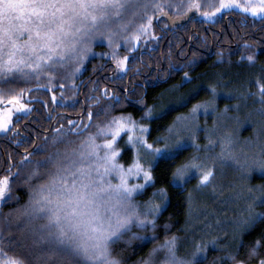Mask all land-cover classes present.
<instances>
[{
  "label": "snow or ice",
  "instance_id": "obj_1",
  "mask_svg": "<svg viewBox=\"0 0 264 264\" xmlns=\"http://www.w3.org/2000/svg\"><path fill=\"white\" fill-rule=\"evenodd\" d=\"M168 9L175 10L177 19L193 10L205 18H214L222 11L240 9L242 13L264 20V0H209L206 4L201 0H0V132L19 135L13 116L19 119L20 115L30 113L29 104L23 102L26 92L56 87L52 81L57 79L58 69L67 70L64 79L75 88V77L98 39L109 45L111 51L107 55L114 61L115 71H126L129 56L119 55L121 42L131 53L141 41L155 39L153 20L167 16ZM245 47H249L247 42ZM241 59L254 62L256 57L248 54ZM42 78L47 84L38 83ZM32 81H37L32 87H18L20 83ZM255 82L258 98L264 104V82L259 78ZM75 96V93L72 97L62 93L61 99H72L75 105L80 103ZM102 96L111 97L112 101L119 99L116 93L103 88L101 95L90 97V103L84 105L83 115L90 124H84L82 119L79 122L68 120L67 128L63 125L55 128L44 144L35 146V150L46 153L45 156L34 159L33 153L25 149L18 164L9 157V167L5 169L8 174L0 175V202H4L15 196L13 178L19 176L22 169H28L25 183L29 198L16 210V218H24L23 228L31 239L29 247L40 250V255L35 257L37 260L46 257L56 258L57 264H65L68 259H76L78 264H121L112 255L111 243L123 239L133 223L145 229L155 227V213L160 211L167 193L164 188L157 189L154 196L159 197L160 202L153 199L147 204V211H138L133 194L154 179L151 164L145 166L141 162L140 149L153 157L174 160L187 144L179 135L172 142L165 137L163 144L148 143L142 135H136L137 130L147 131V126L137 124L131 115L112 114L111 101L97 107L94 113L93 106L101 105ZM51 99H57L54 92ZM200 107L202 105L194 106L193 113ZM203 107L207 113L211 104ZM101 113L105 119L94 120V116L99 117ZM151 114L149 109L145 115ZM93 124L95 132L88 131ZM122 133L127 134L126 142L137 152L127 166L117 159L121 153L117 141ZM72 136H83V139L77 144ZM15 142L24 143L25 138ZM221 143L231 146V137L226 136ZM219 155L234 160L245 174L255 167L264 171V157L241 162L232 155L230 147L227 152L222 149ZM13 167L17 168L16 172L12 171ZM42 175L47 177L43 182L29 183L33 177L39 179ZM214 176V165L199 157H192L172 173L177 184L198 178V186L211 184ZM130 178H141L144 183H130ZM249 209L248 216L237 223L240 233L252 227L256 220H264V212L254 214L251 205ZM137 235L132 233V237ZM215 243V238L207 243L199 242L185 257L177 254V238L171 237L153 248L143 264H153V256L160 250H164L161 264H201L199 258L207 253V245ZM256 245H262V241L257 240ZM20 247L25 248V245ZM29 255L6 246L0 239V264H29ZM257 255V247L253 246L248 258ZM228 259L233 264H246L245 259H237L232 253L228 254ZM258 264H264V258H260Z\"/></svg>",
  "mask_w": 264,
  "mask_h": 264
},
{
  "label": "trees",
  "instance_id": "obj_2",
  "mask_svg": "<svg viewBox=\"0 0 264 264\" xmlns=\"http://www.w3.org/2000/svg\"><path fill=\"white\" fill-rule=\"evenodd\" d=\"M207 2L209 0H201L202 4H206ZM211 2H218V0H211ZM229 14L234 15L238 24H240L239 29L241 30V34L239 30L237 32L234 30L232 21H229L230 29L236 32L235 38L239 42L237 47L222 49L213 56L202 54L198 57L197 55H192L185 63L186 68L184 72L187 73V76L184 73V75L177 76V83L165 85V89L161 91V95L155 97L152 105L144 107L143 110H135L126 105L119 107L118 103H115L112 114H127L131 115L133 119L141 120L143 118V111L146 108L150 107L155 109L156 112L158 111V115L148 121L151 129L149 138L153 139L168 127L177 113L188 111L189 107L194 103L206 100L205 98L212 94V91H210L212 88L233 91L232 100L237 99L240 94H249L251 99L258 96L255 81L259 78L261 82H264V20L259 17H252L250 14L242 13L240 9L222 11L221 13H217L214 18H205L193 10L186 17L177 19L175 10L168 9L167 16L161 15L159 19L153 20V30L157 36L162 31L160 29L162 26L172 28L182 24L189 26L193 22H200L202 27L204 24L211 23L224 31L225 17ZM251 33L256 34L258 38L249 35L245 39L242 36V34L247 35ZM176 37L178 40L181 39V36L178 34ZM152 41L153 39L141 41L137 46L147 47L151 45ZM245 42L248 43L249 47H245ZM208 47L209 41L207 42ZM109 50L110 47L103 39H98L93 43L91 53H89L88 58L83 63L81 71L75 77V88L71 87L69 82L64 79L67 75V70L58 69L55 72L57 79L52 81L57 86L48 90H35L32 92L33 95L42 98L43 102L51 103V96L54 92L57 97L55 102H57L58 107L64 106L66 110L72 113L80 112L82 108L81 102L74 105L72 99H61V94L63 93L64 96L72 97L73 93H75V98L81 101L78 91L85 79V74L89 73L92 65L96 63L101 64L102 61H96L100 57L98 55H107ZM118 51L120 56L130 55L127 48L123 45V42H121V47ZM248 54H253L256 57L254 62L241 59L242 55L247 56ZM197 60L199 63H197ZM36 83L37 81H32L30 84L20 83L18 87H32ZM38 83L47 84V81L42 78ZM60 84H64L65 87H59ZM173 87L177 88V93L181 95L180 100H182V103L167 109L168 107L165 108L163 106L165 105V100L163 99L165 98L166 92ZM89 88L90 86L87 87V90ZM223 99L220 100L221 102L219 104L227 102V99L225 101ZM166 104L168 103L166 102ZM260 105L264 104L260 102ZM104 119L105 117L102 113L99 117L94 116V120L102 121ZM93 127L95 128L94 125ZM93 129L91 132H93ZM71 138L74 140V136ZM126 156L131 157L129 149L123 152V158L128 161ZM192 156L193 147L188 146L174 160L158 158L152 166L151 170L154 179L152 184L144 189L142 196L145 198L150 197L157 189L164 188L167 193V202L155 220V227L147 235L142 233L140 236L132 237V234L128 233L126 234L128 236H124L123 239L112 243L111 252L113 256L120 260L121 264H138L146 259L150 251L164 238L184 234V226L186 225L189 212V191L194 183V178L189 179L186 183L177 184L173 180L172 173L179 165L187 162ZM27 171L28 169L25 170V174L23 175L24 181L23 184H20L22 186L17 188L18 198L1 215L0 238L6 246L15 247L17 251L30 253L29 264H57L56 258L47 259L46 257H41L39 260L35 259V257L40 255V250L35 247H29L31 245V239L27 230L23 228L24 218H16V210L22 205H25L29 198L28 184L25 183L28 179ZM45 179L47 177L43 175L39 179L33 177L29 183L34 185L43 182ZM251 184H259L264 187V174H253ZM257 209L259 213L264 212V203H258ZM38 223H42V221ZM257 240H261L262 245H256ZM22 244L25 245V248L20 247ZM253 246L257 247L258 255L253 258H248V253ZM229 253L236 255L237 259H245L246 264H258V260L264 258V220H256L252 227L245 230L236 248L234 247L231 250L211 248L200 261L201 264H233L228 259ZM65 264H78V261L76 259H68L65 261Z\"/></svg>",
  "mask_w": 264,
  "mask_h": 264
},
{
  "label": "rangeland",
  "instance_id": "obj_3",
  "mask_svg": "<svg viewBox=\"0 0 264 264\" xmlns=\"http://www.w3.org/2000/svg\"><path fill=\"white\" fill-rule=\"evenodd\" d=\"M210 91H212V94L206 97V100L194 103L188 111L177 113L168 127L153 139L149 138L151 129L148 121L158 115V111L156 112L155 109L149 107L143 111L141 120L134 119L137 124L147 126V131L140 133L137 130L136 135H142L148 143L163 144L165 137L169 139V142H172L176 135H179L185 140L186 147H193L192 157L206 158L207 163L215 167V176L211 184L198 186V178H194V183L190 188L189 212L184 226V234L174 236L177 238V254L185 257L193 251L195 244L199 242L207 243L214 238L216 243L208 244V251L211 248L226 250L236 248L242 236V233L237 229L238 221L248 216L250 205L254 214L259 213L257 204L264 200V187L259 184H251L253 174L263 175L264 171L255 167L245 174L244 170L238 167L234 160L228 159L227 156L221 158L219 155L222 149L227 152L230 147L232 155L241 162L245 160L251 162L253 159L264 157V105H260L258 96L251 99L249 94H240L237 99L232 100L233 91L231 90L212 88ZM177 92V88L174 87L166 92L163 99L165 100V105H163L165 108L168 107L167 109H169L182 103V100H180L181 95ZM221 99L224 101L227 99V102L219 104ZM209 104H211V107H208L207 113H205L203 106ZM196 105H202V107L193 113V108ZM149 109H151L152 114L147 116L145 114ZM180 117H185V119L181 120ZM226 136L231 137V146L221 143ZM80 139H83V136L74 138L77 143ZM126 141V133H122L117 141V146L121 149L120 156L117 159L119 163L125 166L132 163L137 155L136 150ZM137 147L139 148V145ZM126 149L131 152V157L126 156L128 161L123 158V152ZM139 155L142 157L141 162L145 166L149 164L153 166L160 158L159 156L153 157L152 154L142 148ZM113 182L116 181L113 180ZM129 182L144 183L141 178H130ZM150 184H147L145 188ZM144 189L133 194V201L141 213L147 211V204L153 199L160 202L159 197L154 196L157 190L150 197L145 198L142 196ZM166 202L167 196L161 202L160 211L155 213V220ZM152 229L151 226L145 229L133 223L129 225V230L124 236H128L126 235L128 233H137V236L142 233L147 235ZM166 239L169 238H164L154 248L163 244ZM148 256L149 254L146 258ZM205 256L206 253L199 259ZM163 259L164 250H160L153 256V264H161ZM138 264H143V261Z\"/></svg>",
  "mask_w": 264,
  "mask_h": 264
},
{
  "label": "flooded vegetation",
  "instance_id": "obj_4",
  "mask_svg": "<svg viewBox=\"0 0 264 264\" xmlns=\"http://www.w3.org/2000/svg\"><path fill=\"white\" fill-rule=\"evenodd\" d=\"M229 21H232L234 30L236 32L239 30L241 34L240 24L234 15L230 14L225 17L224 31L211 23L204 24L202 27L200 22H193L189 26L182 24L179 25L180 28L179 26L172 28L162 26L160 28L162 31L153 39L151 45L137 46L136 50L130 53L126 71H115L114 61L110 56L98 55L100 57L96 61H102V63L91 66L78 91L82 106L80 112L72 113L64 106L58 107L57 102L53 100L51 103L43 102L42 98L33 95V91L26 92L23 102L29 104L30 113L20 115L19 119L15 114L13 116L19 135L12 132H0V175L8 174L5 169L9 167V157L12 162L18 164L25 149L33 153L34 159L45 156L46 153L35 150V146L44 144L45 138L51 136L55 128H59L61 125L67 128L68 120L79 122L82 119L84 124H88L87 117L83 115L86 110L84 105L90 103V97L101 95V90L105 87L110 92L116 93L119 99L112 101L111 97L102 96L101 105L93 106L94 113L97 107H102L110 101L113 105L118 103L119 107L126 105L135 110H143L144 107L152 105L155 97L161 95V91L165 89V85L177 83V76L184 75L185 63L192 55L213 56L222 49L238 46L239 42L235 38L236 32L230 29ZM177 34L181 36V39L178 40ZM249 35L258 38L254 33L242 34L245 39ZM162 36L164 37L162 38ZM208 41L209 47L207 48ZM198 60L197 63H199ZM88 86H90L89 90H87ZM29 97H36V99H29ZM93 125L88 128V131L94 128ZM22 138H25L24 143L17 144L15 142ZM74 138L79 137L74 136ZM16 170V167L12 168L13 172ZM25 170L22 169L21 174L13 178L14 198L0 202V218L5 209L18 198L17 188L23 184Z\"/></svg>",
  "mask_w": 264,
  "mask_h": 264
},
{
  "label": "water",
  "instance_id": "obj_5",
  "mask_svg": "<svg viewBox=\"0 0 264 264\" xmlns=\"http://www.w3.org/2000/svg\"><path fill=\"white\" fill-rule=\"evenodd\" d=\"M89 123H90V122H89ZM89 123H88V124H89Z\"/></svg>",
  "mask_w": 264,
  "mask_h": 264
}]
</instances>
